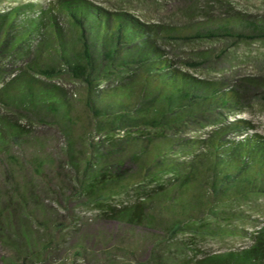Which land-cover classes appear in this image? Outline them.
I'll return each mask as SVG.
<instances>
[{"label":"rangeland","instance_id":"1","mask_svg":"<svg viewBox=\"0 0 264 264\" xmlns=\"http://www.w3.org/2000/svg\"><path fill=\"white\" fill-rule=\"evenodd\" d=\"M60 1L0 0V14L16 10L18 17H32L31 4L42 5L48 13ZM91 1L155 25L157 44L168 63L166 69L208 83L216 93L238 88L246 77L259 82L238 106L219 107L209 121L193 120L170 128L167 137L205 139L216 128L240 119L247 120L248 127L229 129L227 137L242 138L254 132L264 135V0H120L119 6L114 4L116 0ZM52 14L63 41L72 39L76 50H81L77 30H69L58 12ZM225 28L238 36L206 35ZM4 29L0 26V37ZM10 31L15 33L17 28ZM9 40L0 44V118L28 128L0 155V264H193L196 258L240 250L249 244L250 240L240 234L202 237L184 226L164 233V226L130 224L109 217L105 206L88 202L75 177H81L85 159L95 161L93 155L105 151L111 142L95 130L83 110L86 82L69 75L59 63L62 61L54 50L53 37L46 46L31 39L30 52L24 56ZM141 64L97 76L92 88H113L122 73L129 78L135 67L143 71ZM24 81L35 87L36 107L27 102L29 90L26 97L21 94ZM56 90L68 101L69 110L81 118L78 125L62 124L39 103L44 95H55ZM138 94L145 99L143 88ZM122 132L114 134L113 142L120 166L115 161L110 165L133 173L149 156L128 139L121 140L125 136ZM146 172L137 184L113 194L107 203L129 205L158 191L157 185L163 184L164 178L155 180L150 170ZM88 177L86 174L84 180ZM228 209L237 214L231 223L220 220L222 227L251 232L264 224V196ZM204 221L217 225L209 218Z\"/></svg>","mask_w":264,"mask_h":264},{"label":"trees","instance_id":"2","mask_svg":"<svg viewBox=\"0 0 264 264\" xmlns=\"http://www.w3.org/2000/svg\"><path fill=\"white\" fill-rule=\"evenodd\" d=\"M119 2L116 0L114 4L119 6ZM30 9L35 13L32 17H18L16 10L0 14V26L5 27L0 44L10 43L11 38L12 47L24 56L30 52L31 39L46 46L53 37L54 50L62 61L59 63H63L69 75L86 82L81 102L88 120L97 132L105 134L104 140L111 142L105 151L93 155L95 161L87 158L83 162L81 177H75L81 195L100 208L105 206L109 217L130 224L145 222L151 227L164 226V233L184 226L202 237L240 234L250 240L240 250L202 256L193 264H264V224L251 232L218 225L220 220L233 221L232 216L237 213L229 211L232 205L264 196V135L254 132L242 138L227 137L229 129L248 127L244 119L234 120L228 127L216 128L205 139L178 140L165 135L170 128H179L193 120L209 121L218 114L219 107L238 106L259 82L246 77L238 88L216 93L208 83L166 69L168 63L156 41V26L126 12L111 11L104 4L91 0H61L52 10L67 21L69 30H77L79 51L72 39L63 41L51 10L46 13L40 4H31ZM15 27L17 31L11 32ZM217 33L238 36L237 32L226 28L219 32L208 31L206 35ZM140 62L143 71L135 67L129 78L122 73L113 88L102 91L92 88L97 76ZM21 86L24 87L20 88L21 94L26 97L25 91L29 90L27 102L36 107L35 87L29 81ZM142 88L144 100L138 94ZM53 93L55 95L49 96L42 92L44 96L39 103L62 124L78 125L81 118L69 110L65 97L57 90ZM27 128L0 118V155L10 142L25 134ZM120 130L125 133L121 140L128 139L149 156L133 173L119 171L110 165L115 161L120 166L113 143L114 134ZM147 170L155 180L164 178V183L161 181L157 185L158 191L129 205L107 203L113 194L142 180ZM86 174H89L87 181L84 180ZM206 218L217 225L208 224L204 221Z\"/></svg>","mask_w":264,"mask_h":264}]
</instances>
